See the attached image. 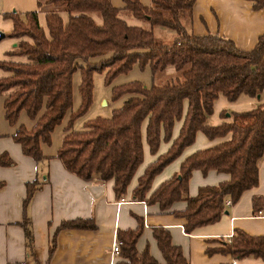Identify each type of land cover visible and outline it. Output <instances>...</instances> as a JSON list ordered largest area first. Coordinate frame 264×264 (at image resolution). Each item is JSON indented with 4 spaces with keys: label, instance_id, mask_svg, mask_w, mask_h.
<instances>
[{
    "label": "trees",
    "instance_id": "16d2710c",
    "mask_svg": "<svg viewBox=\"0 0 264 264\" xmlns=\"http://www.w3.org/2000/svg\"><path fill=\"white\" fill-rule=\"evenodd\" d=\"M122 2L123 10L146 21L149 27L128 24L109 0L38 1V9L47 6L46 32L38 25L37 9L24 13L25 23L17 14H10L13 26L10 36L27 39L18 42L14 54L25 56L26 61H0V68L9 73L0 78V92H6L4 118L14 125L19 112L24 111L34 123L28 130L18 125L11 138L19 144L22 154L34 162L45 159L40 143H50V133L70 110L72 75L78 69L79 104L69 113L54 157L66 171L82 180L93 176L100 181L112 179L118 200L142 161V123L145 122L144 141L154 154L160 139H170L174 121L182 119L177 136L164 153L145 166L131 194L135 200L157 203L162 211L183 200L184 209L172 213L185 220L183 230L189 233L195 227L217 221L225 209L226 197L235 202L242 191L257 183V160L264 152V102L252 110L231 113V121L227 123L210 126L205 124V118L218 94L232 101L240 94L256 97L264 90V33L250 50L242 51L223 36L192 34L193 0H150L148 7L138 0ZM256 4L262 5L264 0H256ZM59 12L66 14L65 22ZM91 13L99 15L100 23L95 22ZM156 28L170 31L172 38L168 42L157 38ZM91 57L100 58L88 62ZM133 64L148 67L149 86L139 81L113 86L111 100L125 97L120 107L111 110L107 118L95 117L83 122L82 130H70L91 104L93 73L103 72L108 83L128 72ZM167 69L171 71L165 73ZM159 75L160 83H156ZM196 131L208 139L226 133L230 136L185 157L178 171L146 196L153 177L192 143ZM0 164L10 165L11 161L0 155ZM194 169L202 173L223 172L229 179L217 185L201 186L194 196H188L187 182ZM34 188V183L26 184L24 207ZM251 205L254 210L260 209L264 198H252ZM23 225L29 243L28 221L24 220ZM86 226L83 220H72L62 222L59 228ZM141 228L139 220L135 229L116 232V239L121 241L118 256L123 259L119 264H158L147 248L136 254L134 244ZM151 234L164 264H189L180 248L171 244L165 228L152 227ZM211 251L229 254L233 259L259 258L264 264V236L234 230L227 242L207 252Z\"/></svg>",
    "mask_w": 264,
    "mask_h": 264
},
{
    "label": "crops",
    "instance_id": "0c3cea01",
    "mask_svg": "<svg viewBox=\"0 0 264 264\" xmlns=\"http://www.w3.org/2000/svg\"><path fill=\"white\" fill-rule=\"evenodd\" d=\"M38 1L42 3L45 0H0V61H26L25 56L14 54L19 40L10 36L13 28L10 14H17L23 22L25 12L37 9L38 25L46 32L44 15L47 6L38 9ZM109 1L113 7L119 8V16L128 24L146 28V24H141V21H146L134 18L122 9V0ZM138 1L143 6L150 5V0ZM90 15L96 23H100L98 14ZM59 16L66 21L64 12H59ZM190 30L194 35L217 34L231 40L239 50H250L258 36L264 33V4L257 5L256 0H193ZM156 31L162 38H172V34L163 28H156ZM22 39L27 40L25 37ZM8 75L0 68V78ZM5 96L6 92H0V155L6 156L11 164H0V264H119L123 259L110 253L111 243L116 239L118 230L135 229L139 220L142 228L134 244L136 254L147 248L158 264H164V261L151 234L155 226L168 231L171 244L180 248L189 264H262L259 258L233 259L229 254L207 251L227 242L234 230L250 236H264V206L254 210L251 205L252 198H264V152L257 160L256 185L242 191L235 202L231 203L226 197L229 204L217 221L185 233V220L172 213L184 209L183 200L173 202L169 209L162 211L157 203L135 200L131 194L145 166L164 153L177 136L182 119L174 121L170 139L161 140L154 154L144 143L145 122L142 123V161L130 179L122 201H119L112 189V179L100 181L93 176L89 180H82L66 171L54 157L72 108L66 111L60 124L50 133V143H40L41 152L46 158L34 162L22 154L19 144L11 138L18 125L28 130L34 121L20 111L15 124L10 125L4 118ZM263 102L264 90L258 97L240 94L232 101L218 94L212 102L211 113L205 118V124L215 126L230 122L231 113L252 110ZM185 107L186 102L183 101V109ZM77 119L70 130H75L73 125ZM229 136L226 133L208 139L202 132L196 131L192 143L153 177L146 196L159 183L175 174L185 157L221 143ZM228 179L229 175L223 172L208 170L202 173L194 169L188 178L186 194L194 196L199 187L217 185ZM27 183H34L35 188L24 207ZM24 220L28 221L30 229L29 243L25 237ZM72 220H83L87 226L59 228L62 222ZM88 225L93 227L88 228Z\"/></svg>",
    "mask_w": 264,
    "mask_h": 264
},
{
    "label": "rangeland",
    "instance_id": "374dc122",
    "mask_svg": "<svg viewBox=\"0 0 264 264\" xmlns=\"http://www.w3.org/2000/svg\"><path fill=\"white\" fill-rule=\"evenodd\" d=\"M41 13V12H39ZM138 21V20H136ZM25 23V21H23ZM141 24H146L145 27L147 28V23H144L141 21ZM156 32V31H155ZM171 33L170 31H168ZM157 38L162 39L164 42H168L170 40V37H164L162 38L158 32H156ZM19 41H22L23 37H17ZM18 41V42H19ZM100 57H91L88 59V62H96ZM80 62V61H78ZM171 69H167L165 73L170 72ZM173 72V71H172ZM156 83H160V75L156 77ZM168 78V75L166 79ZM169 80V79H167ZM130 81H139L143 85L149 86L150 84V72L147 66L144 68H139L136 64H133V66L130 68V70L126 73H122L114 77L110 82L106 83L104 80V73H93L92 75V99L91 104L88 108V110L77 119V121L74 123L75 130H82L83 129V122L93 119L95 117H102L107 118L111 114V110L116 109L120 107L123 99L125 98L122 96L119 99L111 100L110 99V89L113 86H117L123 83H127ZM79 83V71L78 69L75 70V72L72 75V110H75L79 104V94L77 91V85ZM177 121V120H176ZM164 141L163 139H160V141ZM145 143V141H144Z\"/></svg>",
    "mask_w": 264,
    "mask_h": 264
},
{
    "label": "built area",
    "instance_id": "2783aa9c",
    "mask_svg": "<svg viewBox=\"0 0 264 264\" xmlns=\"http://www.w3.org/2000/svg\"><path fill=\"white\" fill-rule=\"evenodd\" d=\"M119 201H122V198L119 200ZM229 202L227 200L224 201V205H228ZM121 245V241L118 240V239H114L111 243V246H110V253L112 255H118V251H119V247Z\"/></svg>",
    "mask_w": 264,
    "mask_h": 264
},
{
    "label": "water",
    "instance_id": "95a60500",
    "mask_svg": "<svg viewBox=\"0 0 264 264\" xmlns=\"http://www.w3.org/2000/svg\"><path fill=\"white\" fill-rule=\"evenodd\" d=\"M2 37V34L0 33V38ZM256 97H258V96H256Z\"/></svg>",
    "mask_w": 264,
    "mask_h": 264
}]
</instances>
